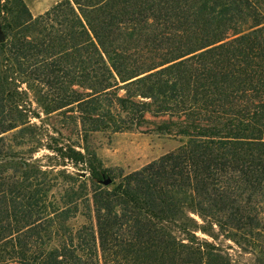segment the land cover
Returning a JSON list of instances; mask_svg holds the SVG:
<instances>
[{"label":"trees","instance_id":"trees-1","mask_svg":"<svg viewBox=\"0 0 264 264\" xmlns=\"http://www.w3.org/2000/svg\"><path fill=\"white\" fill-rule=\"evenodd\" d=\"M0 36V264H236L219 236L264 264V0H61L36 17L0 0ZM54 113L84 140L149 125L181 145L108 190L95 155L46 144L93 187L49 200L77 182L34 158Z\"/></svg>","mask_w":264,"mask_h":264},{"label":"rangeland","instance_id":"rangeland-1","mask_svg":"<svg viewBox=\"0 0 264 264\" xmlns=\"http://www.w3.org/2000/svg\"><path fill=\"white\" fill-rule=\"evenodd\" d=\"M23 1L31 14L36 17L46 12L61 0ZM34 122L37 124L36 131L40 135L36 137L37 143L33 144L34 146L41 147V149L34 154V158L39 160L40 164L43 166V170H53L54 172L63 171L73 176L77 181L73 183L70 182V184L66 185L60 179L58 181L59 185H56L52 190L51 194L53 197L49 195V200L58 198V193H61L60 187L63 185L64 188L72 186L79 194L80 192L81 194L88 193V197L91 200L93 187L89 181V174L84 164L74 165L70 161L57 159L53 153L43 147L46 144L58 147L70 145L74 146L77 151L82 152L85 157H87L88 154L95 155L100 161L102 168L107 170V173L103 175L102 181L109 178L111 179L112 185L117 184L121 176L141 169L145 165L159 159L161 156L181 145V142L176 138L151 132V126L149 125H145L139 129L118 133L92 132L88 135L86 140H84L80 124L59 115V113H54L48 117L42 115L41 121L35 120ZM46 134H49V137H46ZM16 137V131L7 134L4 137L5 144L11 148L10 150L12 152L26 154L31 146L18 145L20 139ZM52 165L56 166L52 168ZM102 181L100 185L104 186ZM80 184L85 185V191L79 189ZM104 187H107L109 190V186ZM88 210L92 211V201L89 207L83 204V202L79 203L76 219L72 221V223L76 225L84 223L86 221L84 214L87 215ZM196 219L199 221L198 218ZM200 236L202 237V235ZM216 244L226 252L236 264H254L255 262L253 256L245 254L237 244L223 236L218 237Z\"/></svg>","mask_w":264,"mask_h":264},{"label":"water","instance_id":"water-1","mask_svg":"<svg viewBox=\"0 0 264 264\" xmlns=\"http://www.w3.org/2000/svg\"><path fill=\"white\" fill-rule=\"evenodd\" d=\"M2 41H3V37L0 36V42H2ZM102 184L104 186H109L110 190L114 187V185L111 184V179H109V178H106L104 181H102Z\"/></svg>","mask_w":264,"mask_h":264}]
</instances>
